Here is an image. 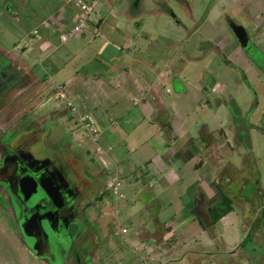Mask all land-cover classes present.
<instances>
[{
	"label": "rangeland",
	"instance_id": "1",
	"mask_svg": "<svg viewBox=\"0 0 264 264\" xmlns=\"http://www.w3.org/2000/svg\"><path fill=\"white\" fill-rule=\"evenodd\" d=\"M74 1L42 0L40 8L30 0L29 13L39 24L47 14L45 11L52 15L55 12H76ZM134 1L137 2L134 15L125 16L124 10H130ZM114 4L117 8H112L114 12L99 30H95L94 25H87L83 30L74 31L73 24L63 29V38L53 32L51 26L48 34L39 26L33 29L31 35L24 33L28 41L32 39L35 43L31 52L23 51L27 46H23L22 41L18 47L13 46L23 37L17 32L22 29L0 24L1 50H6V54L33 77L27 89L21 91L22 96L27 94L29 97V102L22 104L27 109L28 118L39 122L45 117L43 126L48 148L55 149L60 145L68 147L92 173L94 169L90 159L94 160V157L87 151L93 147L86 135L89 132L78 123L77 115L58 94L55 83L62 84L78 108L87 111L88 106L81 108L75 96L81 94L84 98L100 92L108 81L110 91L116 88V91L138 95L131 85L122 83L119 88L116 86L122 81V75L137 74L139 66L133 62L136 58L144 61L145 69L152 64L153 74L160 68L167 69L170 83L164 87L158 84L157 90L170 108L172 120L179 119L190 125L195 136L199 134L202 124L207 125L211 135L221 144L219 164L221 167L226 164L230 169L233 189H237L241 178H246L245 189L253 190L258 197L255 198L256 203L259 202L258 212L249 217L257 221L262 243L246 239L247 250L244 251L247 256L244 251L238 253L237 250L233 257L234 264L243 260L251 264H264V0H117ZM99 8L100 2L97 0L85 25L97 16ZM77 14L79 17V9ZM7 19L19 24L18 21L23 18L18 20L9 16ZM117 20L119 23L112 29L110 21ZM232 23L245 28L249 37L248 51L240 46L231 28ZM261 26L263 29H258ZM47 35L51 38L58 36V41H54L58 45L49 57L44 58L39 43ZM16 37L17 41L14 40ZM60 63L62 67H56ZM122 64H125L128 72H118ZM102 76L106 77L107 82L101 84L95 81ZM202 76L203 79L200 78ZM68 77L72 78L71 81H67ZM36 78L44 80L38 84ZM200 79L204 88L200 86ZM14 108L15 112L18 111L13 119L17 123L25 122L27 118L19 116L22 107L17 99ZM123 122L121 120L128 131L132 123ZM97 128L98 132L102 131V128ZM124 133L122 130L113 132L105 139L117 164L116 168L109 166L107 178L115 173L119 175L118 190L123 196L115 199L110 187L106 199H103V194L92 199L89 204L95 217L82 233H87L91 239L90 236L85 238L80 235L76 243L87 245H84V250L91 257L90 264H189L184 258L180 259L195 252L193 248L197 244L189 239V233H177L173 231L176 227L165 232L162 240L173 244L172 256H167L154 239L140 234L143 226L150 231L155 226L151 211L138 200L136 190L139 182L135 181V176L128 169L138 173L150 165L138 161L145 155L137 157L135 154L139 153L132 148L131 151L126 149L121 142ZM109 140L112 142L109 143ZM151 143L156 145L154 138ZM197 143H202V140H197ZM129 158L139 162L138 166H132ZM212 166L211 161L205 171L213 170ZM231 196L234 207L232 215L242 223L244 216L240 206L244 208L245 216H248V206L237 190ZM173 211L174 204L166 205L168 215ZM224 232V241L217 243V251L220 252L231 249L234 243L235 232L231 228H225ZM18 234L6 211L0 207V264H41ZM255 234L259 232L255 231ZM68 252L64 264H72L71 251ZM78 264H86L82 255Z\"/></svg>",
	"mask_w": 264,
	"mask_h": 264
},
{
	"label": "crops",
	"instance_id": "2",
	"mask_svg": "<svg viewBox=\"0 0 264 264\" xmlns=\"http://www.w3.org/2000/svg\"><path fill=\"white\" fill-rule=\"evenodd\" d=\"M31 1L34 2V6L37 7L39 5L41 8L42 0ZM99 2V13L92 22H87L83 28L87 25L88 27L94 25V29L99 30V27L104 26L106 23V18L110 17V14L114 12L112 8H117L114 4L117 0H99ZM133 4H131L132 7L128 11L121 7L125 12V16L134 15V7L137 4ZM77 12V6L74 13L63 12V14H57L55 12L52 15L45 11L47 14L39 25L32 19L29 10L26 11V20L23 27L14 26V28L23 30L17 31L23 37L20 38L19 42L14 43L13 46L18 47L22 41L24 42L22 45L27 46V48H23V51L31 52L32 48L35 47V43H33L32 39L28 41L24 33H30L31 35V32L34 31L33 29L38 26L44 28L46 32L51 26L54 28L53 32L63 38V29L76 23ZM11 21L15 24L14 20ZM118 23L117 20L110 21L109 24L113 29ZM258 29L261 30L263 27H258ZM58 36L51 38L47 35L39 43L44 58L49 57L57 48L58 44L54 43V41H58ZM14 40L17 41V37ZM133 62H136L137 66H139L137 74L134 76L128 73L122 75V81H119L116 86L119 88L122 83L125 86L131 85L135 91H138V95H131L132 92L116 91V88L112 89V91L108 90L111 85L110 81L107 82L105 80V76L95 79V81H100L101 84L107 82L100 92H94L91 96H84V98L81 94H75L81 108L85 105L88 106L87 111L79 110L88 113L92 117L94 124L102 128V131H100L101 137L97 140L92 139L90 134H86L93 144L91 150L87 149V151H90L92 153L91 156L94 157L91 164L94 172L103 170L107 178L109 166L114 165L116 168V160L109 151L108 140L105 139L110 133L120 130L125 131L124 140L121 142L125 144L126 149L131 151L132 148L133 151L139 153L135 154L137 157H140V154L145 155L141 156L138 161H143L150 165L149 168L138 173L128 169V172H132L135 176V181L139 182L136 190L139 194L138 200L145 204L148 211H151L155 226L151 231L143 226V230L140 232V234H143L141 236L145 235L144 237L154 239L167 256H172L174 251L173 244L163 241L162 238L165 232L176 227L173 231L189 233V239L197 244L196 247H192L195 252H190L187 257L183 255L180 259L184 258L189 264H234V253L237 250L238 253H243L244 250H247L245 246L246 239H249L250 242L262 243L260 242L261 236L257 228V221L255 222L254 218L249 217L250 214L258 212L259 202L256 203L255 201V198L257 199L258 197H256L257 195L253 190L245 189L246 178L244 180L241 178L237 189H233V178L230 174V169L226 164L222 165V167L219 164L221 159L219 151H222L221 144L211 135L207 125H201L196 139V136L191 132L190 125L187 126L179 119L172 120V112L162 98V94L157 90L158 84L164 87L167 83H170L168 70L160 68L153 74L152 64L151 66L149 64L148 69H145L143 68L144 61L142 59L136 58ZM56 63L57 59H55ZM61 64L56 65V67L61 66ZM118 69L120 70L118 71L119 73L129 71L125 64L120 65ZM206 72L207 70L204 73L206 74ZM204 76L200 78L203 79ZM70 79L72 78L68 77L67 81ZM200 83V86L204 88L205 85L201 79ZM71 99L73 100V98ZM128 100H131V102L129 103ZM121 120H124L125 123H132L128 131L122 126ZM107 130H111V132L106 133ZM153 138L156 141V145L151 143ZM165 138L167 142H165ZM197 140H202V143H197ZM110 142L112 141L109 140ZM211 161L213 170L205 171ZM129 163L132 166H138L139 162L129 158ZM115 175L119 178L117 173ZM115 175L107 179L111 180ZM189 190L191 191L188 192ZM236 190L245 205L247 204L248 206V209H246L248 216H245V210L240 206L244 216L242 223L235 220L232 215L234 207L233 196L231 195ZM223 195H227L232 200V209L218 219L212 220L209 207L216 204ZM176 196L177 199L175 198ZM172 204H174V211L168 215L165 212L166 205L170 206ZM225 228H231L235 232L234 243L231 249L220 252L217 251L219 250L217 243L224 241ZM255 231H258L259 234H255ZM229 239L231 238L229 237ZM242 241L244 245H241ZM215 244L216 246L214 247ZM244 254L247 256L245 251ZM170 258L176 259L175 257ZM140 259L142 258L140 257ZM237 264L251 263L243 260Z\"/></svg>",
	"mask_w": 264,
	"mask_h": 264
},
{
	"label": "flooded vegetation",
	"instance_id": "3",
	"mask_svg": "<svg viewBox=\"0 0 264 264\" xmlns=\"http://www.w3.org/2000/svg\"><path fill=\"white\" fill-rule=\"evenodd\" d=\"M29 1L0 0V24L22 28L25 13L31 8ZM9 16L23 19L17 25L7 19ZM5 51L0 48V207L41 264H64L68 251L72 264H78L81 255L90 264L91 257L84 250L87 245L76 240L80 235L90 236L82 234L95 217L89 202L101 194L107 198L106 175L103 170L89 172L64 145L48 148L45 117L39 122L31 120L22 105L29 97L21 91L33 77ZM35 80L41 84L44 79ZM16 99L25 122L13 119L18 111L14 110Z\"/></svg>",
	"mask_w": 264,
	"mask_h": 264
},
{
	"label": "built area",
	"instance_id": "4",
	"mask_svg": "<svg viewBox=\"0 0 264 264\" xmlns=\"http://www.w3.org/2000/svg\"><path fill=\"white\" fill-rule=\"evenodd\" d=\"M78 9L80 10V16L78 17V21L74 24L73 30L79 31L85 25L86 19L89 17V13L94 9L97 0L91 1H84V0H75ZM55 87L57 88L58 94L63 97L67 104L71 106L73 113L77 115L78 123L86 129L92 139L97 140L99 139L100 132H98V128L94 124L92 117L88 113L81 112L71 97L66 93L64 90V86L59 83H55ZM119 178L115 175L111 180H108V188L111 187V193L114 195L115 198L120 197L122 194L118 190L119 185Z\"/></svg>",
	"mask_w": 264,
	"mask_h": 264
},
{
	"label": "trees",
	"instance_id": "5",
	"mask_svg": "<svg viewBox=\"0 0 264 264\" xmlns=\"http://www.w3.org/2000/svg\"><path fill=\"white\" fill-rule=\"evenodd\" d=\"M231 209L232 200L227 195H223L216 204L209 207L212 220L218 219L220 216H222L224 213L228 212ZM241 245H244L243 241L241 242Z\"/></svg>",
	"mask_w": 264,
	"mask_h": 264
},
{
	"label": "water",
	"instance_id": "6",
	"mask_svg": "<svg viewBox=\"0 0 264 264\" xmlns=\"http://www.w3.org/2000/svg\"><path fill=\"white\" fill-rule=\"evenodd\" d=\"M231 28L233 29V32L235 34V36L237 37L241 47H243V49H245L246 51H248L249 49V39L247 37V33L246 30L243 26L232 23L231 24Z\"/></svg>",
	"mask_w": 264,
	"mask_h": 264
}]
</instances>
